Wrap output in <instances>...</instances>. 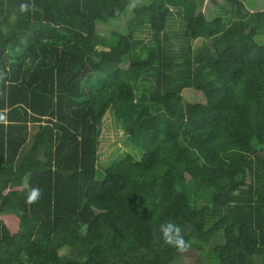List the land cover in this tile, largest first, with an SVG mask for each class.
Listing matches in <instances>:
<instances>
[{
	"label": "trees",
	"instance_id": "trees-1",
	"mask_svg": "<svg viewBox=\"0 0 264 264\" xmlns=\"http://www.w3.org/2000/svg\"><path fill=\"white\" fill-rule=\"evenodd\" d=\"M131 1L0 0V264H264V9L146 0L97 32ZM110 108L142 153L101 171Z\"/></svg>",
	"mask_w": 264,
	"mask_h": 264
},
{
	"label": "rangeland",
	"instance_id": "rangeland-1",
	"mask_svg": "<svg viewBox=\"0 0 264 264\" xmlns=\"http://www.w3.org/2000/svg\"><path fill=\"white\" fill-rule=\"evenodd\" d=\"M218 1L220 2L221 0ZM244 2L247 6H249V3L252 4V8H249L250 10L258 11L264 9V0H244ZM145 3L146 0H132L128 9L121 15V17L113 19L106 24H98L96 26L97 32L102 36H108L111 32L126 35V28L132 15V9L135 6ZM222 5L227 7V3L225 2H222ZM176 26L177 23H175V27ZM183 97L184 100L188 102H202L204 100L201 93L191 89L184 90ZM99 130L100 133L98 137L97 151V167L99 170L102 171L105 167L110 166L112 162L119 161V159L124 158L127 153L131 154L135 158L140 156V150L132 147L129 143L126 134L121 130L111 108L107 110L101 119ZM173 264H200V260H198V253L194 250L185 251L175 260Z\"/></svg>",
	"mask_w": 264,
	"mask_h": 264
},
{
	"label": "clouds",
	"instance_id": "clouds-1",
	"mask_svg": "<svg viewBox=\"0 0 264 264\" xmlns=\"http://www.w3.org/2000/svg\"><path fill=\"white\" fill-rule=\"evenodd\" d=\"M39 195V189L33 188L28 196L27 202L29 204L36 202ZM162 232L166 243L174 244L180 251L187 250L189 245L184 241L183 237L180 235L181 229L179 228V226L169 223L165 226H162Z\"/></svg>",
	"mask_w": 264,
	"mask_h": 264
}]
</instances>
